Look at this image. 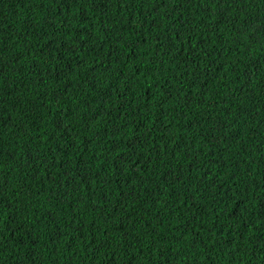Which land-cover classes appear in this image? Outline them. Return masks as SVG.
I'll return each mask as SVG.
<instances>
[{
    "label": "trees",
    "instance_id": "1",
    "mask_svg": "<svg viewBox=\"0 0 264 264\" xmlns=\"http://www.w3.org/2000/svg\"><path fill=\"white\" fill-rule=\"evenodd\" d=\"M0 264H264V0H0Z\"/></svg>",
    "mask_w": 264,
    "mask_h": 264
}]
</instances>
